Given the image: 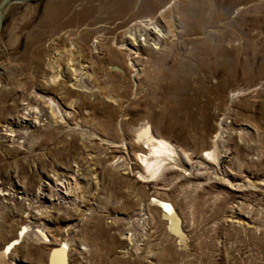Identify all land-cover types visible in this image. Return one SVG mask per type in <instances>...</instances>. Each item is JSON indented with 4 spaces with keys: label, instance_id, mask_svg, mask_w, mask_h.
Here are the masks:
<instances>
[{
    "label": "rangeland",
    "instance_id": "obj_1",
    "mask_svg": "<svg viewBox=\"0 0 264 264\" xmlns=\"http://www.w3.org/2000/svg\"><path fill=\"white\" fill-rule=\"evenodd\" d=\"M143 126L175 165L137 162ZM64 244L68 264H264V0H10L0 264Z\"/></svg>",
    "mask_w": 264,
    "mask_h": 264
},
{
    "label": "bare ground",
    "instance_id": "obj_2",
    "mask_svg": "<svg viewBox=\"0 0 264 264\" xmlns=\"http://www.w3.org/2000/svg\"><path fill=\"white\" fill-rule=\"evenodd\" d=\"M154 21V23H152ZM143 22L145 23V26H143V32L145 33V36H147L151 41L154 42L160 41L161 38V31L156 32L154 29L149 28L151 25L155 24L158 25V21L156 19ZM148 26V27H147ZM152 37V38H150ZM135 136L140 138V146L141 148L147 152L145 154H138L136 159L137 162L141 164L143 169L146 172L150 171H157L163 170L166 165H175V160L177 158V152L176 150L169 144H167L165 141H162L160 139H157L153 133L150 131V128L148 126L140 127L139 129H135L134 131ZM55 195L54 197H56ZM155 205L160 208L163 212L164 221L167 222L168 225V232L176 237L177 239L186 240L187 234L185 233L183 229L182 219L177 213L174 206L166 201L161 200H155ZM26 228H28L26 226ZM25 228V229H26ZM28 231V235H30ZM37 233H40L39 235L43 239L46 238V235L43 231L40 230ZM44 234V235H43ZM28 235L23 236L25 239ZM21 239L14 240L11 246L7 248L5 253L12 254L13 251L17 248L18 245H20ZM45 242L50 244V242ZM69 260V247L67 244L62 245L61 247L54 249L52 251V254L49 256L48 264H68Z\"/></svg>",
    "mask_w": 264,
    "mask_h": 264
},
{
    "label": "water",
    "instance_id": "obj_3",
    "mask_svg": "<svg viewBox=\"0 0 264 264\" xmlns=\"http://www.w3.org/2000/svg\"><path fill=\"white\" fill-rule=\"evenodd\" d=\"M10 0H3L0 4V32L3 28V21H4V9L8 6Z\"/></svg>",
    "mask_w": 264,
    "mask_h": 264
}]
</instances>
